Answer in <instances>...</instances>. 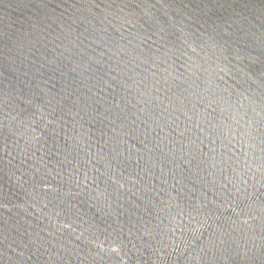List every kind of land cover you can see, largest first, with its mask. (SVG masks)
<instances>
[{
	"label": "water",
	"instance_id": "95a60500",
	"mask_svg": "<svg viewBox=\"0 0 264 264\" xmlns=\"http://www.w3.org/2000/svg\"><path fill=\"white\" fill-rule=\"evenodd\" d=\"M0 264H264V0H0Z\"/></svg>",
	"mask_w": 264,
	"mask_h": 264
}]
</instances>
